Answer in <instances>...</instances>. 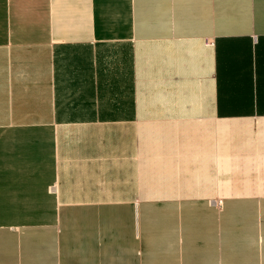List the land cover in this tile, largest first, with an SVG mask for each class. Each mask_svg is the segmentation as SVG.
I'll list each match as a JSON object with an SVG mask.
<instances>
[{"label": "crops", "instance_id": "1", "mask_svg": "<svg viewBox=\"0 0 264 264\" xmlns=\"http://www.w3.org/2000/svg\"><path fill=\"white\" fill-rule=\"evenodd\" d=\"M0 264H264V0H0Z\"/></svg>", "mask_w": 264, "mask_h": 264}]
</instances>
